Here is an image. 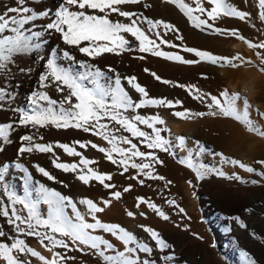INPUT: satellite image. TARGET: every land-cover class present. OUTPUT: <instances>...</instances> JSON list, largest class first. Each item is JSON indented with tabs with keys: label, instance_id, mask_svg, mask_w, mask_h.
I'll return each instance as SVG.
<instances>
[{
	"label": "rangeland",
	"instance_id": "1",
	"mask_svg": "<svg viewBox=\"0 0 264 264\" xmlns=\"http://www.w3.org/2000/svg\"><path fill=\"white\" fill-rule=\"evenodd\" d=\"M26 2L30 6L39 3L40 7L51 8L54 11L61 0H26ZM186 2L195 6L193 0H186ZM203 2L204 6L210 9L207 0ZM228 2L250 15L244 20L236 17H220L215 21L209 20V23L213 25V28L236 30L238 36H243L245 40L218 34L207 27L203 30L193 27L187 17L167 0H141L140 4L122 7L124 10L137 13V17L162 20L175 26V30H166L161 26L148 31L149 26L142 18L139 20L146 34L160 45L159 50L179 54L188 60H199L194 53L184 51L186 47H190L222 57L232 58L240 55L245 61L251 62L240 67L233 68L227 64L214 65L208 61L182 64L153 56L151 53H141L138 50L139 42L129 34L125 36L131 41L132 51H125L120 55L105 53L95 60L64 45L58 34L48 32H45L44 45L37 53L17 56L16 63L9 66L10 73L7 76L0 73V87H4L11 97V99L6 98L4 102H0L3 103V108L0 110V123L14 125L9 134L10 142L7 144L0 142V147L3 148L0 151V165L5 163L10 165L6 181L12 189L23 195L25 174L14 167L16 163H20L31 173L33 184L39 181L46 187L71 197L77 202V207L82 213H86V206L79 204L82 198L92 199L99 206H104L103 200H111L110 206L106 207L103 213L97 214L98 218L103 222L123 226L139 239L153 246L154 253L150 259L156 260L157 264H245L241 255L243 251H247L257 261V264H264V176L259 174L264 172V165L257 163V161L264 160V138L248 132L244 125L232 118L205 115L181 119L173 115L174 112L186 109L191 113H206L209 111L207 104L210 102V96H219L221 91L227 90L229 93H240L250 98V118L264 130V118L259 116V113H264V72L259 71L261 59L257 55V52L264 54V49L250 48L245 42L264 43V20L261 19L264 8L261 7L260 0H228ZM9 6H15V0H0V13ZM196 15L201 14L196 13ZM201 18L207 19V16L201 15ZM111 19L123 23L130 22L116 14H112ZM47 22L49 18L37 21L35 30H43ZM157 32L160 33L159 37L156 35ZM181 36L183 39L178 38ZM162 40H167L169 43H162ZM170 45H176V47ZM64 49L71 51L77 60H85L100 67L110 77L115 74L108 71L109 67L115 69L122 78V84L136 102L144 97L131 89L125 77L135 76L137 82L149 93L147 98H163L174 102V107L171 108L146 106L125 113L129 117L135 115L160 116L165 124L157 125V127L168 129L161 134L171 141L173 147L170 152L147 149L144 144H141L137 138L131 137L126 131L116 132L118 136H129L142 151L155 153L162 163L154 162L151 171L154 175L163 176V180L149 179L142 174L138 176V170L130 167L127 172H124L122 166L112 164L104 153L91 147L88 142L100 147L111 148V145L91 132L75 128L58 129L54 126L37 130L31 126L23 127L18 124L19 113L15 109L28 110L29 98L33 91L46 90L52 98L57 100L67 94L57 92L54 87L47 89L39 87V76L46 70V60L54 51L59 56V50ZM141 56L144 59H140ZM58 62L63 66L70 65L73 69L80 70L69 61L58 59ZM235 62L239 63V61ZM20 69H25V71L22 72ZM27 69L31 71L28 72ZM145 69L149 71L146 72ZM151 73H156L161 80L155 79ZM210 76L223 79L222 90L219 91L212 83H209L207 79ZM163 80L171 83L165 84ZM244 84L251 87L249 97L248 92L241 90ZM187 86L195 87L190 92ZM195 89H199L200 94L204 95L203 102L194 98ZM176 101L181 103L175 104ZM240 108L242 109L243 106ZM106 122L109 123L110 130L119 127L114 122ZM139 126L142 130L151 132L145 125ZM24 135H34V142L52 144L53 152L34 151L21 155L18 150L25 144L20 139ZM180 136L186 138V147L183 149L178 146L177 137ZM77 141L86 143L88 146L82 149L79 144L75 143ZM197 141L205 147L206 151L198 157L194 153L195 162L223 171L225 176L209 172L203 179H197L191 169L179 162L188 155L187 149H196ZM57 143L75 147L81 156H69L62 148L56 146ZM121 146L127 147L126 145ZM216 153H222L229 159L239 160L256 171L249 173L238 165L225 163L220 155H215ZM114 156L119 159L118 154ZM57 158L58 162L76 163L80 168L84 167L80 165L82 158L92 160L94 163L88 167L102 174H111L113 179L106 183L113 184L115 187L104 188L95 180L85 185L77 178L79 168L77 173L57 169L53 164V160ZM136 162L141 161L136 158ZM35 165L44 167L55 179L49 180L44 177L36 170ZM137 176V179H133ZM234 176H239L240 179L232 178ZM139 180H144V183L141 184ZM253 180L257 183H251ZM169 181L171 183H168ZM129 186L131 190L124 192L123 189ZM116 191L122 194L120 200L112 196V193ZM140 197L156 204L169 219L164 220L158 216L155 211L147 207V204H141L137 208L136 204ZM0 199L8 203L2 189H0ZM169 200H174L175 204L170 205L167 202ZM17 208H22V206L17 205ZM180 208H183L184 212H180ZM40 210L46 215L47 206L41 204ZM68 211L71 214V210ZM127 211L136 213L135 217H129ZM140 212H144L145 215H139ZM23 214H27L26 210ZM237 216L246 227L242 228L234 219ZM86 218L89 222H93L91 217ZM141 225L157 230L169 244V248L163 252L155 248V242L143 231ZM0 228L8 234V238H0V242L10 244L12 238L19 235L15 233L12 226L7 225L3 217H0ZM96 234L103 235L118 250H123V244L110 234L103 233L102 230H97ZM19 238L24 239L30 247L40 251L45 257L52 258V253L42 247L35 237L19 235ZM55 251L68 257H75V259L66 260L64 264H101L99 258L91 254L64 249H55ZM19 255L21 259L28 260L29 264H42L38 258ZM141 255L142 258H148L145 254ZM165 256L168 259H163ZM0 264H5V262L0 260Z\"/></svg>",
	"mask_w": 264,
	"mask_h": 264
},
{
	"label": "snow or ice",
	"instance_id": "2",
	"mask_svg": "<svg viewBox=\"0 0 264 264\" xmlns=\"http://www.w3.org/2000/svg\"><path fill=\"white\" fill-rule=\"evenodd\" d=\"M167 2L174 4L195 28L203 30L207 27L218 34L230 35L245 40L243 36H238L236 30L213 28V25L209 23V20L215 21L220 17H236L244 20L250 15L245 11L238 10L228 0H207L210 9L204 6L203 0H193L194 7L186 0H167ZM140 3L141 0H61L53 11L51 8L40 7L39 3L30 6L26 0H15V6L6 7L0 13V73L7 76L11 71L9 66L16 63L17 56L37 53L44 45L45 32L58 34L64 45L75 49L92 60L105 53L120 55L125 51H132L131 41L125 36V34H129L130 37L139 42V52L151 53L153 56L163 57L169 61L182 64L208 61L214 65L223 66L227 64L233 68L251 63L245 61L240 55L232 58L222 57L190 47H186L184 51L194 53L199 60H188L179 54L159 50L160 45L146 34L140 26L139 20L142 18L149 26L148 31L161 26L166 30H175V26L162 20L137 17V13L124 10L122 7ZM260 5L264 8V0H260ZM196 13L206 15L207 19H202L201 15H196ZM112 14L125 18L130 22L114 21L111 19ZM134 17L137 18L134 19ZM43 18H49V22L43 26V30H35L36 22ZM261 19L264 20V12L261 13ZM156 35L159 37L160 33L157 32ZM178 38L183 39L182 36ZM161 42L169 43L167 40ZM245 42L250 48L264 49V43ZM170 46L176 47V45ZM257 55L261 59L259 71L264 72V54L257 52ZM139 58L144 59L143 56ZM58 59L69 61L80 70H75L70 65L63 66L58 62ZM235 61H239V63ZM45 68L46 70L39 76L40 89L54 87L57 92H66L67 94L57 100L52 98L46 90L33 91L29 98V109H15L19 113L18 124L20 126H31L37 130L54 126L58 129L75 128L82 129L84 132H91L93 135L101 137L111 145V148L100 147L95 143L88 142L91 147L104 153L112 164L122 166L124 172H127L130 167L138 170V176L142 174L149 179H164L163 176L154 175L151 171L154 162L162 163L153 151H142L129 136H118L116 132L126 131L131 137L137 138L147 149L170 152L173 145L169 139L161 134L163 131H168V129L157 127V125L165 124L160 116L135 115L129 117L125 113L146 106H167L171 108L174 107L173 101L163 98H147L149 93L145 87L137 82L135 76L125 77L124 79L131 86V89L144 97L136 102L122 84V78L116 73L115 69L109 67L108 71L115 74L110 77L100 67L85 60H77L76 56L67 49L59 50V56L54 51L51 57L46 60ZM20 71L23 72L25 69H20ZM27 71L30 72L31 69H27ZM145 71L149 70L145 69ZM151 74L155 79L161 80V77L156 73ZM162 82L165 84L171 83L167 80ZM177 86L185 87L184 85ZM187 87L191 92L195 86ZM195 92L194 98L203 102L204 95L200 94L199 89H195ZM6 98L11 99L6 89L0 87V102H4ZM240 101L243 102L242 109L238 104ZM180 103V101L175 102V104ZM207 107L209 111L206 113H191L190 110L186 109L174 112L173 115L181 119H188L192 116L203 117L205 115L232 118L244 125L248 132L264 138V130L258 127L250 118L249 109L251 105L248 99L240 93H229L227 90H223L219 96L211 95ZM2 108L3 103H0V110ZM259 116L264 118V113H259ZM106 121L114 122L119 127L110 130L109 123ZM139 125H145L151 132L142 130ZM13 127L12 123H0V142L4 144L10 142L9 134ZM20 139L25 142L18 150L21 155L34 151L40 153L53 152L52 144L34 142V135H24ZM40 139H43V137H40ZM177 140L180 148L186 147L184 136L177 137ZM75 143L79 144L82 149L88 146V144L79 141ZM196 145V149H187L188 155L180 159L179 162L191 169L197 179H203L209 172H216L220 176H225L226 174L223 171L195 162L193 154L195 153V156L198 157L206 151L199 141L196 142ZM56 146L62 148L69 156H81V153L76 151L75 147L68 144L57 143ZM2 150L3 148L0 147V151ZM114 154H118L119 159H116ZM215 155H220L223 162L238 165L249 173L256 171L253 167L239 160L224 157L222 153H216ZM136 158H139L141 162H136ZM93 163L92 160L82 158L80 165L84 167L80 168L76 163L58 162V158L53 160L54 166L64 172L77 173L79 168L77 178L85 185L95 180L104 188H114L113 184L106 183V181L113 179L112 175L102 174L88 167ZM257 163L264 165V160L257 161ZM9 167L10 165L7 163L0 165V189H2L3 195L7 197L8 201V203H5L3 199H0V217L5 218L7 225L12 226L15 233L35 237L42 247L52 253V258L45 257L40 251L30 247L24 239L19 238V235H17L12 238L10 244L0 242V260H3L5 264H29V261L21 259L19 254L38 258L42 264H64L66 260L75 259V257L65 256L55 251V249L91 254L98 257L101 264H157L156 260L150 259L154 253L153 246L142 241L123 226L117 223L103 222L98 218L97 214L103 213L106 207L110 206L111 200H103L104 206H99L92 199L82 198L79 200V204L86 206V213H82L77 207V202L71 197L62 195L59 191L48 188L39 181L33 184V178L29 170L23 164L16 163L14 167L25 174L24 192L23 195H20L6 181ZM35 167L47 179H55L44 167L39 165H35ZM259 174L264 176V172ZM138 176L133 177V179H137ZM232 178L240 179L239 176ZM139 182L143 184L144 180H139ZM168 183H171V181ZM189 183L191 184V181ZM251 183L256 184L257 181L253 180ZM130 190L131 186L123 189L124 192ZM121 195L119 191L112 193L116 200H120ZM167 202L170 205L175 204L174 200ZM41 204L47 206L46 215L40 210ZM141 204H147L149 209L155 211L164 220L169 219L156 204L140 197L136 207L139 208ZM17 205L22 206V208H17ZM69 209L71 214H69ZM24 210H26V215L23 214ZM179 210L184 212L183 208ZM127 215L134 218L136 213L127 211ZM139 215L144 216L145 213L140 212ZM86 217H91L93 222H89ZM234 219L242 228L246 227L240 217L237 216ZM140 227L155 242V248L161 252L169 248V244L157 230L144 225ZM97 230H102L103 233L110 234L120 241L123 244V250H118L103 235L96 234ZM0 238H8V234L3 228H0ZM141 254H145V257L148 258H142ZM241 255L245 264H257V261L247 251H243ZM163 259H168V257L165 256Z\"/></svg>",
	"mask_w": 264,
	"mask_h": 264
},
{
	"label": "bare ground",
	"instance_id": "3",
	"mask_svg": "<svg viewBox=\"0 0 264 264\" xmlns=\"http://www.w3.org/2000/svg\"><path fill=\"white\" fill-rule=\"evenodd\" d=\"M237 47H239V46H237ZM226 75V74H225ZM208 81H209V83H212L213 84V86L216 88V89H218L219 91L220 90H222L223 89V79H221V78H219V77H212V76H210V77H208V79H207ZM245 82V81H244ZM245 84H248V83H245ZM243 85V87H242V89L241 90H243V91H246V92H248V97H249V95H250V93L251 92H249V91H251L250 89H251V87H250V85ZM217 91V90H216ZM179 95V94H178ZM179 99V98H178ZM248 99V98H247ZM248 101H249V103H250V98L248 99ZM254 102V101H253ZM239 106H243V102H240L239 103Z\"/></svg>",
	"mask_w": 264,
	"mask_h": 264
}]
</instances>
